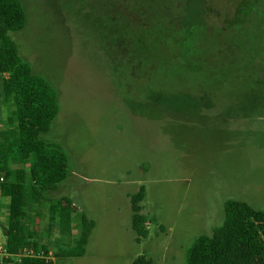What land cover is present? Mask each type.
Here are the masks:
<instances>
[{"label": "rangeland", "instance_id": "rangeland-1", "mask_svg": "<svg viewBox=\"0 0 264 264\" xmlns=\"http://www.w3.org/2000/svg\"><path fill=\"white\" fill-rule=\"evenodd\" d=\"M22 3L25 28L10 36L58 93V116L42 139L60 145L70 163L67 180L26 212L32 243L58 254V264L143 256L185 264L195 241L223 224L228 205L264 212V0ZM141 187L152 223L138 242L130 197ZM61 197L80 209L70 239L77 256L58 253L48 201ZM8 207L0 197V245ZM84 220L95 223L86 246Z\"/></svg>", "mask_w": 264, "mask_h": 264}, {"label": "trees", "instance_id": "trees-1", "mask_svg": "<svg viewBox=\"0 0 264 264\" xmlns=\"http://www.w3.org/2000/svg\"><path fill=\"white\" fill-rule=\"evenodd\" d=\"M25 25L26 12L22 0H0V109L7 112L5 120L0 117V131L3 126L16 129L9 136L2 137L0 133V197L10 200L4 246L10 254H17L25 247L41 249L32 243L34 236L25 225L26 212L43 203L44 194L64 183L70 172L65 150L42 139L58 116V93L43 77L33 74L10 36L22 31ZM183 70L186 72L185 67ZM19 163L30 165L28 168L13 167ZM145 198L144 187L130 197L132 229L138 242L148 237L146 224L152 223L142 214L141 203ZM48 204L50 218L57 221L59 230V255H67L66 252L71 251L77 256L76 249L70 248L73 202L61 197L49 200ZM94 228V222H82V246H86ZM13 262V259H5L0 264ZM21 264L49 263L25 258ZM133 264L152 263L143 256ZM185 264H264V212L245 202L228 205L223 224L214 230L212 236H202L195 241L187 252Z\"/></svg>", "mask_w": 264, "mask_h": 264}, {"label": "built area", "instance_id": "built-area-1", "mask_svg": "<svg viewBox=\"0 0 264 264\" xmlns=\"http://www.w3.org/2000/svg\"><path fill=\"white\" fill-rule=\"evenodd\" d=\"M6 78V76H5ZM73 210L79 212L80 209L73 203ZM25 258L39 259L49 264H58V259L53 250H37L34 247H25L17 254H10L6 251L4 245H0V262L5 259H13L14 264H21Z\"/></svg>", "mask_w": 264, "mask_h": 264}, {"label": "crops", "instance_id": "crops-1", "mask_svg": "<svg viewBox=\"0 0 264 264\" xmlns=\"http://www.w3.org/2000/svg\"><path fill=\"white\" fill-rule=\"evenodd\" d=\"M9 200V199H8ZM9 202H10V200H9ZM8 210H9V207H8ZM1 244V243H0ZM2 244H4V243H2Z\"/></svg>", "mask_w": 264, "mask_h": 264}]
</instances>
